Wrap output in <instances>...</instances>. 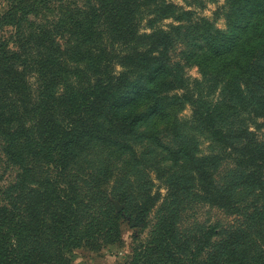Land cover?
<instances>
[{
    "label": "trees",
    "instance_id": "trees-1",
    "mask_svg": "<svg viewBox=\"0 0 264 264\" xmlns=\"http://www.w3.org/2000/svg\"><path fill=\"white\" fill-rule=\"evenodd\" d=\"M218 8L224 28L173 0H14L0 12V136L21 169L0 204V264H72L70 249L142 221L161 185L242 218L201 260L220 234L190 237V264H264V0ZM222 162L230 186L215 180Z\"/></svg>",
    "mask_w": 264,
    "mask_h": 264
},
{
    "label": "rangeland",
    "instance_id": "rangeland-1",
    "mask_svg": "<svg viewBox=\"0 0 264 264\" xmlns=\"http://www.w3.org/2000/svg\"><path fill=\"white\" fill-rule=\"evenodd\" d=\"M14 0H0V12H3ZM186 9H194L197 13L215 20V26L225 27V21L219 14V6L223 0L211 2L205 0V6L200 8L190 6L185 0H173ZM33 18L32 16H30ZM169 20L165 21L168 23ZM4 37L11 33V27H4ZM179 51L174 54L178 59ZM191 77H199L196 67L186 68ZM190 115L188 106L179 113L180 118ZM264 122V121H263ZM162 140L169 147L174 146L173 138L162 134ZM260 138H264V127L258 131ZM5 143L0 136V204L6 203L8 188L17 182L20 167L8 159L4 151ZM204 149V147H202ZM230 162H222L216 171L215 180L220 186H230L235 180ZM155 184H159L155 180ZM155 187V186H154ZM162 196L157 204L146 214L142 221L133 218L121 220L120 239L104 244L98 248L78 247L67 252L72 264H142L144 259L149 264H190L191 253L196 252L197 243L190 239L201 230L214 228L220 235L212 236L209 246L198 251V259L210 255L219 240L227 231L237 226L240 214H233L209 201L195 188H168L161 185ZM232 188V186H231ZM233 197L236 190L229 191ZM245 204H242L246 206ZM119 205V211L124 205Z\"/></svg>",
    "mask_w": 264,
    "mask_h": 264
},
{
    "label": "water",
    "instance_id": "water-1",
    "mask_svg": "<svg viewBox=\"0 0 264 264\" xmlns=\"http://www.w3.org/2000/svg\"><path fill=\"white\" fill-rule=\"evenodd\" d=\"M119 205H117V212L119 211V208H118Z\"/></svg>",
    "mask_w": 264,
    "mask_h": 264
}]
</instances>
